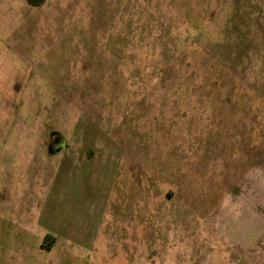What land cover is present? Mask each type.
I'll return each mask as SVG.
<instances>
[{
  "label": "rangeland",
  "instance_id": "obj_1",
  "mask_svg": "<svg viewBox=\"0 0 264 264\" xmlns=\"http://www.w3.org/2000/svg\"><path fill=\"white\" fill-rule=\"evenodd\" d=\"M0 264H264V0H0Z\"/></svg>",
  "mask_w": 264,
  "mask_h": 264
},
{
  "label": "trees",
  "instance_id": "obj_2",
  "mask_svg": "<svg viewBox=\"0 0 264 264\" xmlns=\"http://www.w3.org/2000/svg\"><path fill=\"white\" fill-rule=\"evenodd\" d=\"M191 26L193 27V30L194 31H198V29H197V24L196 23H191ZM193 32H188V33H186L184 36H183V39H184V41H183V39H181L182 40V48H185V49H187V48H189V46H192L191 44H194L193 42H192V40H195L197 37L196 36H194V34H192ZM181 40H180V42H181Z\"/></svg>",
  "mask_w": 264,
  "mask_h": 264
},
{
  "label": "flooded vegetation",
  "instance_id": "obj_3",
  "mask_svg": "<svg viewBox=\"0 0 264 264\" xmlns=\"http://www.w3.org/2000/svg\"><path fill=\"white\" fill-rule=\"evenodd\" d=\"M52 145L50 151L53 155L59 154L60 152L64 151V146L62 145V137H56L52 139Z\"/></svg>",
  "mask_w": 264,
  "mask_h": 264
},
{
  "label": "crops",
  "instance_id": "obj_4",
  "mask_svg": "<svg viewBox=\"0 0 264 264\" xmlns=\"http://www.w3.org/2000/svg\"><path fill=\"white\" fill-rule=\"evenodd\" d=\"M53 248V247H52Z\"/></svg>",
  "mask_w": 264,
  "mask_h": 264
}]
</instances>
